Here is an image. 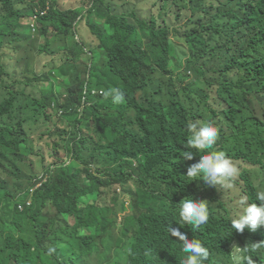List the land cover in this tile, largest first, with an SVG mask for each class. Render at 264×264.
Wrapping results in <instances>:
<instances>
[{"label": "trees", "instance_id": "obj_1", "mask_svg": "<svg viewBox=\"0 0 264 264\" xmlns=\"http://www.w3.org/2000/svg\"><path fill=\"white\" fill-rule=\"evenodd\" d=\"M86 1L89 9L64 10L60 0H0V264H94V251L111 239L123 246L125 264L158 263L146 258L156 253L180 264L183 245L170 227L208 248L205 264H227L233 245L246 248L257 232L232 228L236 201L247 196L249 204L259 203L264 182L241 173L231 200L216 205L211 196L210 220L194 231L178 223L179 205L206 194L174 191L165 176L152 172L186 151L190 121L219 110L225 119L222 149L264 169V120L257 110L264 117V0H150L147 11L146 0ZM120 4L125 11L118 14ZM38 14V35L46 43L38 57L52 58L42 69L37 58L31 80L19 69L25 55L17 45ZM81 24L90 29L93 45L77 40ZM58 39L71 45L52 52ZM13 54L20 57L18 67L9 63ZM156 73L170 78L165 102L147 96ZM190 75L206 90L179 93L177 85ZM62 80L66 97L58 90ZM51 81L55 86L47 90ZM113 88L124 92L123 104L103 95ZM57 110L66 128L53 123ZM46 139L53 145L46 146ZM31 157H42L50 175L34 195L22 175L27 167L35 170ZM70 159L72 170L65 167ZM130 181L142 197L127 188ZM21 184L26 188L17 192ZM118 188L131 202L121 224ZM252 255L264 260V250Z\"/></svg>", "mask_w": 264, "mask_h": 264}, {"label": "clouds", "instance_id": "obj_2", "mask_svg": "<svg viewBox=\"0 0 264 264\" xmlns=\"http://www.w3.org/2000/svg\"><path fill=\"white\" fill-rule=\"evenodd\" d=\"M40 16L39 14L36 15V17L29 20L27 23L28 26H30L31 32L34 34L36 32L38 33L41 28L39 24ZM90 44L93 45V40ZM95 48L96 46L93 47V49ZM157 75L159 74L156 73L153 75V79ZM192 77L193 76L190 75V78ZM49 84H51L52 87H50ZM64 84L65 81L62 80L58 90L66 97L68 89ZM53 86H55L54 81L46 84L47 90H52ZM62 90H66V93H62ZM103 95L106 99L109 97L113 98L114 103L117 104H123L125 102V94L119 88H113L103 93ZM52 108L56 109V105L52 104ZM257 110L264 120L262 108L258 106ZM54 112L56 117L62 118V110H57L58 114L56 111ZM224 120V116L219 110L215 117L210 113H204L202 119L195 122L190 121L188 123L190 137L185 146L186 151H181L169 157L164 163L162 172L157 170L152 172L156 176H165L172 184L174 191L177 189L179 193H181L188 190L194 193L206 194V199L201 197H189L180 202V218L178 223L181 227L187 224L192 226L194 231H198L202 226L206 225L210 220L211 196L216 198V205L220 202L228 203L237 190V181L241 180V173H249L255 181L264 182V169L262 167L252 166L250 164L246 165L241 158L229 154L227 149H222L221 128L223 127ZM71 163L72 160L70 159L67 165L65 164V167L69 165L71 168V165H73V163ZM45 168L46 167H44V169ZM56 168L58 167H51L52 171ZM31 172L35 175L31 181L32 186H29L28 191L30 195H34L38 189L42 188L43 185L47 183L50 175L44 171L41 176H38L35 170ZM257 187L259 188V186ZM127 188L136 196L142 197L141 191L132 181L128 182ZM133 188L140 191L141 195H138ZM24 194L25 193L20 194V196L23 197ZM116 194L124 203V212L119 215L118 220V224H121V216L131 211V202L128 196L122 194L120 188L116 190ZM257 199L259 203L249 204L247 196H240L236 201L238 205H236L235 217L231 220L232 228H234L236 233L239 231L241 234L245 232L246 228H250L252 232H257L250 237L249 244L246 248H241L238 244L233 245L234 251L231 254V259H225L227 264H264V260L256 261L252 255V253L264 250V226L259 230L260 227L264 225V190H258ZM196 201H199V203ZM31 205L32 196L26 202L25 206L29 207ZM25 206L20 204L18 208L20 211H23ZM169 232L173 237H176L182 242L183 260L180 264H205L209 259L210 252L201 241H190L188 235L182 232L180 228L170 227ZM115 234L118 237L119 230L117 228L115 229ZM110 251L113 252V256L108 259L106 257V252ZM54 252L55 249L53 248L50 250L49 254ZM123 253V246H116L115 240L111 239L101 242L98 246V250L94 251L90 259L94 264H125ZM146 258L158 262L148 264H171L177 261L175 256L170 257L161 253L151 254L150 257Z\"/></svg>", "mask_w": 264, "mask_h": 264}, {"label": "rangeland", "instance_id": "obj_3", "mask_svg": "<svg viewBox=\"0 0 264 264\" xmlns=\"http://www.w3.org/2000/svg\"><path fill=\"white\" fill-rule=\"evenodd\" d=\"M152 1L150 0H146V4H144V6L147 8V10H149L150 6L152 5ZM60 7L65 9V10H69V9H89V2H87L86 0H60ZM125 10H123V8L120 7L118 8V14L123 13ZM149 16V15H148ZM130 25H133L131 22H129ZM37 31V29H36ZM79 33H80V37L79 39H77L78 41L81 39H83L84 41H86V44H90L92 42V34H90V29L85 26V24H81L79 26ZM27 39H23V42H21L20 44L17 45V47H19V50L22 54H24L25 56L23 57V60L21 62V65L19 66V69L21 70H27L30 78L29 79H33L34 78V74L36 72V61L38 58L39 61V65H41V69L43 67V65L47 62L50 61V59L52 57L48 56H39V50L42 46H45V39H42L38 33L36 32L35 34L33 32H30V34L27 35ZM52 36V35H51ZM55 36V34L53 35ZM66 41V43H65ZM6 43V48H11L8 46V43L5 41ZM68 45H71L70 42H68L67 40H62V39H58L56 42L53 43V46L51 48L52 52L54 51H59V50H63V48H66ZM91 45V44H90ZM1 49V47H0ZM92 49V47H91ZM13 57L11 59H9V63L10 64H14L18 67V60L20 57H18V55L13 54ZM83 61H88L89 58L88 57H83L82 58ZM3 59L1 56V52H0V64L2 63ZM173 66V63L171 64ZM179 69H182V64L179 63ZM182 71V70H181ZM52 79H54L52 77ZM51 79V80H52ZM169 84H170V78L169 77H161L160 75H157L154 77V79L151 82L150 88L147 90V96L149 99L154 100V101H167L168 100V95L170 93V89H169ZM50 87H52L51 84H49ZM48 86V88H49ZM176 89L179 93L183 94L184 96H188L189 92L192 90H196L197 92H201L199 90H206L205 87V83L200 82L199 80H195L193 77L186 80L185 82L177 85ZM62 93H66V90H62ZM54 122H59L62 128H66V123L64 121H61L60 118L54 116L53 117V123ZM59 136H55L52 138L53 140H58ZM50 139H46L44 140V143L46 144V146H52L53 143ZM59 144H60V150L61 152H63L64 154H62L63 156L66 157V151L61 149L62 148V143L60 140H58ZM32 160L31 161V165L34 166L35 168V173L38 176H41L43 171H44V165H45V160L43 162V158H33L31 157ZM49 160L51 161L52 159L49 158ZM33 162V164H32ZM48 164V163H47ZM49 166V165H48ZM73 169V165H71V170ZM24 172V173H23ZM22 175L29 177L27 180V184L30 185V182L32 181V179L34 178V173L30 172V169L27 167L25 169H23ZM10 185H14L15 184V179L13 178H9L8 179ZM26 188L25 184H21L20 187L17 186L16 191L17 192H22L24 191ZM133 190L135 192L138 193V195H141L140 191L136 190L135 188H133ZM113 256V252H106V257L108 259H110Z\"/></svg>", "mask_w": 264, "mask_h": 264}]
</instances>
